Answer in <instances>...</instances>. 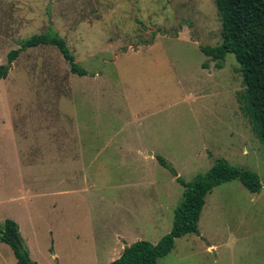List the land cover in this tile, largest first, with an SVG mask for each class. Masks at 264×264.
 Returning <instances> with one entry per match:
<instances>
[{
  "label": "rangeland",
  "instance_id": "rangeland-1",
  "mask_svg": "<svg viewBox=\"0 0 264 264\" xmlns=\"http://www.w3.org/2000/svg\"><path fill=\"white\" fill-rule=\"evenodd\" d=\"M48 31L85 75L37 46L0 79V224L15 223L30 260L108 264L120 245L155 244L182 192L160 156L184 182L223 159L260 190L214 187L198 235L175 239L156 264H264V155L236 100L238 65L226 54L216 70L198 49L221 40L213 1L0 0V66ZM14 263L0 243V264Z\"/></svg>",
  "mask_w": 264,
  "mask_h": 264
},
{
  "label": "trees",
  "instance_id": "trees-1",
  "mask_svg": "<svg viewBox=\"0 0 264 264\" xmlns=\"http://www.w3.org/2000/svg\"><path fill=\"white\" fill-rule=\"evenodd\" d=\"M220 21V42L214 47L199 46L202 55L213 62V68L223 66L224 56L231 54L238 65L242 90L237 93V103L247 119L250 130L262 147L264 155V0H212ZM52 46L68 64L71 74L82 77L64 41L55 33L32 35L18 43V48L6 54L5 64L0 66V79H4L11 63L26 49ZM203 69L206 64L201 65ZM158 165L174 178L182 188L180 200L173 210L171 227L155 244L137 240L123 247L120 255L108 264H156L173 247L174 240L187 234L198 235L197 221L204 197L214 187L237 180L250 193H258L257 176L247 170L228 165L217 158L203 174L184 182L160 156H154ZM0 243L9 247L14 264H35L29 258L19 236L17 226L5 219L0 224Z\"/></svg>",
  "mask_w": 264,
  "mask_h": 264
},
{
  "label": "crops",
  "instance_id": "crops-1",
  "mask_svg": "<svg viewBox=\"0 0 264 264\" xmlns=\"http://www.w3.org/2000/svg\"><path fill=\"white\" fill-rule=\"evenodd\" d=\"M29 165H27V167H30V163H28ZM152 185H154V184H152ZM147 187H148V184H147ZM154 189V188H153ZM162 200H161V197L160 198H158V196H157V194H156V196H155V198H154V200L151 202V206L150 207H148V206H146V208H145V211H147L148 213H150V212H153V211H157V212H159V210H160V208H161V206H162V204H159V202H161ZM153 210V211H152ZM151 214V213H150ZM145 221H144V223H145V225H147V223L148 222H151V215L148 217H146L145 219H144ZM148 220V221H147ZM117 237L116 238H119V239H124L123 238V236L119 233V234H117L116 235ZM124 242V241H123ZM116 244H117V242H116ZM121 246V249H123V247H122V245H120ZM128 246V245H127ZM125 247V246H124ZM120 255V254H119ZM118 255V256H119Z\"/></svg>",
  "mask_w": 264,
  "mask_h": 264
}]
</instances>
